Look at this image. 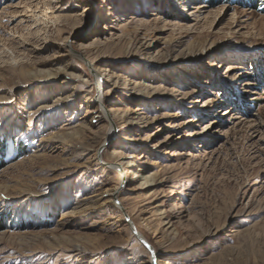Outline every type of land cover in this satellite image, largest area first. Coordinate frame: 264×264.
Masks as SVG:
<instances>
[{"label":"rangeland","instance_id":"1","mask_svg":"<svg viewBox=\"0 0 264 264\" xmlns=\"http://www.w3.org/2000/svg\"><path fill=\"white\" fill-rule=\"evenodd\" d=\"M152 259L264 264V0H0V264Z\"/></svg>","mask_w":264,"mask_h":264},{"label":"bare ground","instance_id":"2","mask_svg":"<svg viewBox=\"0 0 264 264\" xmlns=\"http://www.w3.org/2000/svg\"><path fill=\"white\" fill-rule=\"evenodd\" d=\"M46 18H49L51 19L49 16H47V12H45V15ZM93 68V67H92ZM95 76L98 78V82H99V87L97 88V94L94 96V99H95V103H96V106L97 108L104 114V116L109 120V121H112V119L114 118L113 115L108 112L107 110V106H106V95L108 94V91H106V88H105V84L102 82L103 79H104V76L99 73V72H96L95 73ZM103 84V86H102ZM95 111V110H94ZM119 164L118 165H115L114 167L119 171V173L123 174V176H126V173H127V169H126V164L128 163H125L124 161H120L118 162ZM123 183V182H122ZM121 185L119 184V187L117 188H113L111 190V197H109V202H113L119 206V201H118V196H119V192L122 191V189L125 187L126 183H123ZM122 208V207H121ZM151 253H154L151 252ZM153 257H155V254H153ZM151 264H156L154 262V260L152 259L151 260Z\"/></svg>","mask_w":264,"mask_h":264},{"label":"water","instance_id":"3","mask_svg":"<svg viewBox=\"0 0 264 264\" xmlns=\"http://www.w3.org/2000/svg\"><path fill=\"white\" fill-rule=\"evenodd\" d=\"M134 233H135V234L137 235V237L143 242V244L146 245V246L151 250V252H153V250H152V248L149 246L148 242H147L146 240L142 239V238L139 236L138 232H136L135 230H134Z\"/></svg>","mask_w":264,"mask_h":264}]
</instances>
